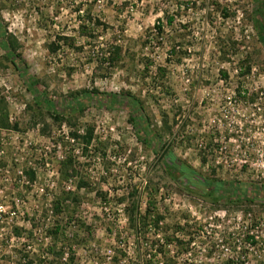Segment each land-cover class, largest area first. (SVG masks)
<instances>
[{"label": "rangeland", "instance_id": "obj_1", "mask_svg": "<svg viewBox=\"0 0 264 264\" xmlns=\"http://www.w3.org/2000/svg\"><path fill=\"white\" fill-rule=\"evenodd\" d=\"M209 1L0 0V36L24 64L21 74L0 47V99L10 124H17L0 129V264H70L69 256L73 264H226L230 256L264 264L258 4L217 0L232 16L223 21ZM77 9L104 25L97 43L79 36ZM57 36L74 38L77 49L50 53ZM109 44L123 50L118 67L99 61ZM243 60L249 72L240 68ZM82 90L134 94L176 161L242 192L210 194L188 186L167 167L162 146L154 151L138 141L125 105L89 101L71 128L55 121L45 103L60 113ZM87 130L93 134L85 147ZM68 158L74 173L65 177L61 163ZM80 181L88 189L78 190ZM150 196L151 215L138 231L129 223L131 204L139 202L142 217ZM59 201L63 211L54 213ZM247 234L259 238L253 249L246 248Z\"/></svg>", "mask_w": 264, "mask_h": 264}, {"label": "trees", "instance_id": "obj_2", "mask_svg": "<svg viewBox=\"0 0 264 264\" xmlns=\"http://www.w3.org/2000/svg\"><path fill=\"white\" fill-rule=\"evenodd\" d=\"M258 8L256 9L255 13V20L256 24L258 25V28L264 33V3L261 0H257ZM209 8L211 12H214L215 14H218L219 17L226 21L231 16L230 11L227 9L226 6L219 4L217 0H210L209 1ZM209 10V11H210ZM81 10H76L77 17L79 19V25H78V34L81 38L97 43L99 36H97L96 32L103 27L104 25L100 22L98 19H94L91 15V13L88 11L83 17L81 16ZM83 18V19H82ZM174 22L173 17L167 18V25L172 26ZM156 29L158 30V34L161 35L163 33L162 25H157ZM0 47L3 49L6 58L8 59L9 63L12 65V67L20 72L23 73L21 70V67L24 65L22 58L20 54L16 52V49L10 45L7 38H5L4 33L0 36ZM66 48L70 50H75V39L68 36H57L53 42H51L48 45L49 52L52 54H56L61 48ZM171 53H175V50L173 48ZM100 63L102 65H106L110 68L118 67L123 61V50L121 46L109 44L105 46V48L102 49V52L100 54ZM240 68H244L245 71H250V66L246 65V61L243 60L240 62ZM224 76L225 74L222 73ZM37 82L32 80L30 82V86L36 87ZM240 92L238 91V94ZM43 97L40 94L37 95V104L40 107H43ZM96 100L97 104L100 107L107 108V107H115L118 105H125L128 109V121L129 123L134 127L135 133L137 136L138 141L144 145L148 146L154 151H156L159 146L163 147V151L161 153V157L163 160H165L167 167L171 170H175L176 172L180 173L181 177L183 178L184 182L190 186L191 188H201L206 191H208L210 194H216V193H232V194H240L242 192L241 186H238L236 190L231 189L230 184L228 187L230 188H224L225 186L221 185L220 182L212 180L210 177H204L199 175L195 170H192L191 168H188L186 166H183L178 160L176 161L170 148H168L167 145L163 144L162 142V136L155 131V129L152 127L151 119L146 114L142 104L140 103L139 99L130 92H124L122 94H116V93H100L97 90H82L79 92V94H72L70 102H68V105H66L60 113L54 109L53 106L50 104L45 103V107L50 110L51 116L54 118L55 121H66L68 122V125H70V128L72 126L71 121L72 118L76 116V113L78 111H83L86 108V105L89 101ZM251 101H254L253 98L250 99ZM66 117V118H63ZM64 119V120H63ZM0 129L3 130H11V129H17V124L11 125L8 119V114L6 112L4 102L2 99H0ZM92 131L87 130V133L85 136H82L81 139L85 143V147L89 146L92 141ZM76 138L80 137L77 136V134H74ZM87 149V148H86ZM203 163H205V160H203ZM62 168V174L66 177H70L71 173H74L73 169V162L70 158H68L67 161L61 163ZM70 172V173H69ZM35 175L34 173H30V179L33 181ZM226 185V184H224ZM234 188V186H233ZM77 189H88V184H86L84 181H80L77 185ZM98 196H102L101 193H97ZM69 198V197H68ZM105 199V196H103ZM153 206V198L150 196L147 202V208L146 213L144 216H139V202L133 201L131 204L132 208V215L129 216V223L130 226L137 228L138 231H140L141 224L144 223L146 219H148L151 215ZM62 202H54L53 203V211L54 213H61L63 211ZM161 218L156 217L155 223H158ZM59 226L56 227L54 231H51V234H53L55 237L59 235ZM248 239H252L249 238ZM155 245V244H154ZM59 259L62 258L61 254L58 256ZM70 264H73L74 258L73 256L68 257ZM170 264L173 263L172 260H169ZM27 264H32L31 261L27 262Z\"/></svg>", "mask_w": 264, "mask_h": 264}, {"label": "built area", "instance_id": "obj_3", "mask_svg": "<svg viewBox=\"0 0 264 264\" xmlns=\"http://www.w3.org/2000/svg\"><path fill=\"white\" fill-rule=\"evenodd\" d=\"M248 236H244V241H245V244H246V248H251L253 249L255 246L258 245V241H259V238L258 236L256 235H253V234H247ZM249 238H252V239H248ZM219 243H220V248L222 251H224L225 254H231V250L230 248L227 246L226 243H223L222 242V239H219ZM218 246V245H216ZM237 249H240V247H236ZM226 264H247L246 261H243L242 260H238V258H232V256H230V258L227 259V262Z\"/></svg>", "mask_w": 264, "mask_h": 264}]
</instances>
